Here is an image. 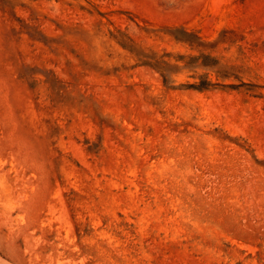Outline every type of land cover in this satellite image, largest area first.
Instances as JSON below:
<instances>
[{
  "label": "rangeland",
  "instance_id": "374dc122",
  "mask_svg": "<svg viewBox=\"0 0 264 264\" xmlns=\"http://www.w3.org/2000/svg\"><path fill=\"white\" fill-rule=\"evenodd\" d=\"M0 264H264V0H0Z\"/></svg>",
  "mask_w": 264,
  "mask_h": 264
}]
</instances>
